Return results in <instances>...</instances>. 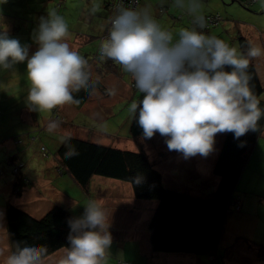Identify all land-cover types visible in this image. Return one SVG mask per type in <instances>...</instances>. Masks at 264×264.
<instances>
[{
    "label": "rangeland",
    "instance_id": "obj_1",
    "mask_svg": "<svg viewBox=\"0 0 264 264\" xmlns=\"http://www.w3.org/2000/svg\"><path fill=\"white\" fill-rule=\"evenodd\" d=\"M102 2L103 0H65L62 6L61 0H48V5L43 0H12L13 7L9 15L17 18L19 28L7 34L9 38L18 39L21 45H27L29 56H31L38 49V45L35 43V33L40 18L45 16L47 10V13L55 11L63 16L69 25V35L66 39L72 42L69 44L70 48L77 51L89 64L93 57L92 53L95 52V46L98 45V38L101 37V35L99 37L97 35L107 23L110 14L103 7ZM139 2L138 11L147 9L161 28L172 31L174 36L183 28H192L191 19L193 17L186 9L176 7L175 0H139ZM200 3V14L203 16L219 14L223 17L225 23L227 21L230 23V20L239 21L235 24V27L231 28H228L229 24H224L223 21L218 26L209 29L210 34H207L222 39L229 46L236 47L239 52L237 37L241 35V29L244 30L246 21L240 19L241 13L236 9L240 5L238 1L232 3L231 0H200ZM58 4L62 6V9L58 7ZM168 6L170 8L167 13L161 14L160 10ZM240 8L251 15L250 12L242 7ZM184 13L185 15L181 16L182 18L179 17ZM6 16H8V13H6ZM3 28L2 32H7L6 27L3 26ZM88 36L91 37L90 42H82V39ZM76 38L78 39L77 42L74 41ZM252 46L261 47L257 42H254ZM263 55L264 49H262L260 57ZM256 59L260 60L257 65H261V67H258V71L264 86V60L260 58L254 60ZM92 62L94 65H103L105 59L101 57L99 62L95 59ZM117 67L119 70L115 74L108 72L106 68H102L106 72L101 77V81L103 86L106 84L108 87L104 86L102 91H95L91 100L83 105L81 110L76 111L78 108L67 104L63 109L61 106L51 112L41 113L29 111L27 107L30 84L27 80L26 61L15 65L12 70L0 69V168L2 170L0 174V195L1 190L7 187L10 188L8 183L11 184L16 178L11 172L13 166L6 163L7 159L15 156L17 163L24 165L22 170H18L31 180H36L38 176H44L46 180H50L49 176L52 180L57 179L54 183L55 187L65 190L68 196L74 198L80 204L79 208L73 209L71 204L60 203L64 208L69 209L75 217L83 215L84 206L89 200L99 201L106 211L109 205L117 204L115 210L120 212L118 217H115L112 212L108 213L111 225L109 231L113 242L109 249L110 258L107 260V264H119V262L150 264L153 261L160 264L159 262L164 260L183 261L186 264H211L210 258L207 256L189 254H158L151 256L147 263L146 257L151 253L148 223L157 205L156 201L136 200L132 196V187L127 182L94 177L90 181L88 192H84L69 176L57 177L55 174L56 164L53 159L56 149L66 136L86 138L91 142L122 150L143 151L148 160L155 164L154 168L158 166L156 165L157 155L161 152H168L165 138L160 136L159 133H156L151 139H144L143 137L130 138L129 126L133 116L130 112V105L133 102L142 100L143 94L132 91L130 88L131 77L119 65ZM88 73L92 77L99 78L94 70L93 72L90 70ZM110 92H114V94H110ZM260 99L264 101V90ZM70 114H76L71 122L67 118ZM53 121H58L59 127L49 130V124ZM74 127L78 129L73 132ZM222 136L223 133L216 135L215 150L217 145L220 144ZM42 147L46 149L47 156L41 154ZM261 155H264V135L253 147L249 160L237 182L236 188L238 191L235 189V198H239L240 208L246 213V216L243 218L239 211L234 210L228 214L224 225L225 232L218 246L219 264H264L256 259V254L252 249V245L264 246V167L263 159L260 158ZM176 156L175 154L172 156V151H170L161 157L159 162V165H162L161 169L165 170L169 167L167 171L171 172V168L174 167V165L171 166V162L173 161V164H175L174 158ZM196 158L199 159L202 170L201 175L205 176V184H202V179H200V182L191 179L190 181L180 180L177 182L179 185L172 186L169 185L171 183L165 177L162 182L163 186L177 192H186L194 197H210L213 185L207 178L210 177V180L216 179L210 172V168H212L210 165L211 154L206 158L201 156H196ZM48 165H51V167L49 168ZM41 168L43 172L39 173ZM192 178H194V172ZM130 189L131 194H129ZM8 190V199L12 198L17 207L30 208L27 205L21 206L19 196L15 194L12 196L10 189ZM23 195L25 198H31L29 192ZM2 197L5 198L4 195ZM2 197L0 198L2 199ZM32 199L34 200V197ZM39 201H33L39 206V212L33 215L35 218L43 216V213H41L43 212L42 208L47 205L46 202L42 204ZM4 208L0 201V264H5L6 257L10 255L5 241ZM63 254L64 252L61 251L51 254L44 259V264H59L64 256Z\"/></svg>",
    "mask_w": 264,
    "mask_h": 264
},
{
    "label": "clouds",
    "instance_id": "obj_2",
    "mask_svg": "<svg viewBox=\"0 0 264 264\" xmlns=\"http://www.w3.org/2000/svg\"><path fill=\"white\" fill-rule=\"evenodd\" d=\"M175 6L188 11L194 27L183 28L174 36L147 10L119 8L99 52L119 65L143 94L142 100L130 105V112L134 118L138 115L144 139L159 133L169 151L185 159L206 158L215 150L217 134L233 133L239 140L250 131L261 130L264 109L253 91L248 68L251 59L262 55V49L249 45L241 53L222 39L197 30L206 27L200 0H175ZM68 35V23L55 11L40 18L35 33L38 49L31 56L27 45L0 32V69L12 70L27 63L29 111L51 112L67 104L79 105L73 93L94 87L86 71L88 61L70 48ZM58 127V121L49 124V130ZM78 154L69 145L65 157ZM131 182L139 184L141 178ZM68 225L69 247L63 248L59 264H107L113 238L102 204L89 200L83 215L70 219ZM15 247L5 264H44L48 254L45 245L22 247L17 243Z\"/></svg>",
    "mask_w": 264,
    "mask_h": 264
},
{
    "label": "trees",
    "instance_id": "obj_3",
    "mask_svg": "<svg viewBox=\"0 0 264 264\" xmlns=\"http://www.w3.org/2000/svg\"><path fill=\"white\" fill-rule=\"evenodd\" d=\"M103 5L106 8V0ZM167 8H162L161 14L167 13ZM108 11L110 13L108 24L103 33L100 34L101 36L108 31V26L116 15L114 12ZM223 21L222 17L221 22ZM208 30H205L204 33ZM237 41L241 53H245L251 45L249 40L243 36H238ZM99 45L98 38L95 52ZM89 63H93L92 58ZM103 67L113 74L119 70L117 64L107 58H105ZM103 67H97L99 78L89 75L91 81L94 82L93 88L73 93L74 98L78 99L80 103L79 105L70 104L71 106L80 108L88 101L94 90L102 91L104 89L101 77L106 71H103ZM248 72L252 76L253 91L260 99L264 87L259 80L253 59L250 61ZM130 88L134 93L139 92L134 83L130 84ZM259 106L264 109L262 99H260ZM137 120L138 115L137 118L132 116L129 126V136L132 139L143 137V130L139 127ZM259 125L260 131H250L239 140L234 138L233 133H224L212 168V174L216 177L217 184L214 192L208 198L194 197L186 192L181 193L165 188L162 184L161 173L153 167L154 164L148 160L143 151L134 152L117 149L74 136L64 137L56 149L54 157L55 174L57 177L69 176L84 192H88L90 181L94 177L129 183L136 200L157 202L148 223L151 254L207 256L210 258L211 264H219L218 246L224 234L225 221L228 214L233 210H240L239 198L234 197L236 185L253 147L264 135V117L259 121ZM241 143L244 144V147H239ZM69 145L74 146L79 153L71 159L65 157ZM41 151L43 156H47L44 147L41 148ZM12 158L7 159L6 163L13 166L11 172L16 176L13 194L19 196L23 188L29 186L31 179L18 170H22L24 165L18 164L16 157ZM136 177L141 178L139 184L131 182ZM73 218L77 217L62 205H55L42 217L35 218L20 207L6 204L4 220L9 254L16 250L15 245L17 243H20L22 247L47 246L48 254L44 259L58 250L69 247L67 240L70 233L68 221ZM249 246L251 247V245ZM252 249L256 254V259L264 263V246L256 244L252 245Z\"/></svg>",
    "mask_w": 264,
    "mask_h": 264
},
{
    "label": "crops",
    "instance_id": "obj_4",
    "mask_svg": "<svg viewBox=\"0 0 264 264\" xmlns=\"http://www.w3.org/2000/svg\"><path fill=\"white\" fill-rule=\"evenodd\" d=\"M11 1L12 0H0V20H1V22H0V32L3 31V29H4L3 26L6 27L7 33H12L15 29L19 28L17 26V24H18L17 18L14 17V16H12V15H9L11 13L12 7H13V3H11ZM43 1L44 2L46 1L47 2L46 4L48 5V0H43ZM64 1L65 0H61L62 6H63V2ZM104 1L105 0H103L102 4L104 3ZM236 1H238V3L240 4L236 8V9H238L240 11L239 13H241L240 19H244L246 21L245 22L246 24H245L244 30L241 29V32H240L241 35H238V36L245 37L252 44L254 42H257V44L260 45L262 47V49H264V0H231L232 3H235ZM5 2L7 3V6H6V3ZM139 5H140V2H139ZM62 6L60 4H58V7L60 9H62ZM103 7H104V5H103ZM240 7H242L244 10L250 12L251 15H249L248 13L244 12L243 10H241ZM169 8L170 7L168 6L167 9L169 10ZM5 9H6V11H5ZM47 11H45V16L44 17L47 16V14H48ZM141 11H144V10H141ZM6 13H8V16H6ZM184 15H185V13L182 15V17ZM204 16H206V15H204ZM191 21H193V19H191ZM223 23L224 24H227V25L229 24V27L228 28H231L233 26L235 27V24L239 23V21L230 20V23L228 21H227V23H225V20H224ZM241 23H244V22H241ZM107 24H108V21L103 26L102 30L97 35V37L100 34L103 33V31L106 28ZM192 27H194L193 24H192ZM209 32H210V30L208 32H206L205 34H208ZM211 34H212V32H211ZM79 37H81V36H79ZM90 39H91V37L89 38V36L87 38L84 37L82 39V42L88 43V42H90ZM77 40L78 39L76 38L74 41L77 42ZM66 42L68 44L72 43L71 41H69L67 39H66ZM252 44H251V46H252ZM95 49H96V46H95ZM257 58H260V59H263L264 60V55L262 57H257ZM253 61H254V64L256 66V70H257V74H258L259 80L261 82L260 74H259V71H258V67H261V65H257L258 61H260V60L259 59H256V60L253 59ZM100 63H102V62H100ZM92 64L93 63H89L88 64V66L86 68L87 73L90 70L92 72L94 70L96 72V74H98L97 67H103V65H104V64L103 65H101V64H95V65L93 64L92 65ZM131 83H134V81L132 80ZM261 84H262V82H261ZM104 86L105 87H108L106 84ZM262 86H263V84H262ZM95 91H97V90H94L92 92V94H91L90 98L88 99V101L91 100V97L93 96V93ZM87 102H85L83 105H85ZM96 103H97V101H96ZM64 106H62V109L64 108ZM82 106L80 108H78L76 111L81 110L82 109ZM75 116H76V114H70L69 116H67V118L71 122V120H74ZM89 116H90V114H89ZM67 127H69V126H67ZM77 129H78L77 127H74L72 131L74 132ZM87 133H89V132H87ZM223 135H224V133H223ZM222 140H223V136H222V139H221L220 144L217 145L216 150L211 153L210 165H211L212 168H213L214 162L216 160L217 154L219 152V149H220ZM169 152L170 151L168 150V152H164V153L161 152L162 154L159 153L157 155L158 161L156 162V165H158V166H155V168H157V170L161 173L162 182L165 180V177H166L167 178V181L169 183H171L169 185H172V186L179 185V184H177V182L180 181V180H183V181L189 180L190 181L191 179H194L197 182H200V179H202V184H205V182H204L205 176L204 175H201L202 170H201V167H200V164H199V159L196 158V157H192V158L185 159L182 156V154L177 153L175 151H172V156H173V154L177 155L174 158L175 164H173V161L171 162V166L174 165V167L171 168L172 171L171 172L167 171V169L169 170V167L165 168V170H162L161 169L162 165L161 166L159 165V162L161 161L160 159H161V157H163L164 155L168 154ZM197 156L200 157L199 155H197ZM11 158L12 157H10L9 159H11ZM14 158H15V156H13L12 159H14ZM260 158L263 159V167H264V155H261ZM15 159H17V158H15ZM53 162L55 163V160L54 159H53ZM48 167L50 168L51 165H48ZM212 168H210L211 174H212ZM42 172L43 171H42V168H41L39 170V173H42ZM47 172L49 173V171H47ZM193 172H194V178H192ZM49 179L50 180H46L44 176H38L36 180L29 181V186L23 188V190L21 191V194L19 195V199H21L20 204H21V206L22 205L30 206L29 209L24 208L25 211H27L32 216L33 215H36V213L39 212V206H37V204L35 202H33V201H37V200H40L42 202V204H44L45 202L47 203L46 207L45 208H42V211H43V212H41V213H43L42 215H44L45 213H47V211L50 210L53 206L60 205V203H63V202H65L67 205L71 204L72 207H73V209L80 207V204L74 198L68 196V194H67V192L65 190H62L61 188L60 189H57L55 187L54 183H55V181L57 179L56 180H52L50 176H49ZM207 179L209 181H211V183L213 185L212 192H211V194H212L214 192L215 186L217 184V179L210 180V177H208ZM14 183H15V180L11 184L8 183V186H10V188L7 187L4 190H1L0 197H2L3 195L5 196V198L2 197L3 200L0 198V201L3 204V208H4V206H6V204L15 205L13 203V199L12 198L8 199V194H9V190L8 189H10V194H12V196L14 195L13 194V186H14ZM236 191H238L237 188H236ZM26 192H29V195L31 196V198H29V197H26V198L23 197L24 196L23 194H25ZM129 194H131V189H130V193ZM132 196H133V191H132ZM32 197H34V200L32 199ZM234 197H235V193H234ZM6 199H8V200H6ZM33 204H36V205L34 206ZM116 206H117V204H111V205H109L108 206V209H107V213H109V212L111 213L112 212L115 217H118V215L120 214V212L115 210V207ZM239 213H240V215L243 218H244V216H246V213L241 208L239 210ZM6 238H7V236L5 237V241H6L7 245H8V241L6 240ZM58 251L63 252V249L58 250ZM149 254L150 255L148 257H146V262L147 263H148L147 260L150 259L151 256L158 255V254H151V253H149ZM173 255H185V254H173ZM159 263L160 264H186V262H183V261L182 262H180V261L177 262V260H171V261L164 260L163 262H159ZM150 264H156V263L153 261Z\"/></svg>",
    "mask_w": 264,
    "mask_h": 264
},
{
    "label": "built area",
    "instance_id": "obj_5",
    "mask_svg": "<svg viewBox=\"0 0 264 264\" xmlns=\"http://www.w3.org/2000/svg\"><path fill=\"white\" fill-rule=\"evenodd\" d=\"M138 7H139V0H106V8L108 10H110L111 12H114L115 14H117L119 8H131V9L137 10ZM181 16L182 15H180L179 17H181ZM204 18H205V22H206V27L202 30L197 29V30L203 31V32L205 30H208V29L218 25L222 21V17L219 14L206 15V16H204ZM192 24H193V21H192ZM110 27H111V22L109 24L108 31L99 38L100 45L98 46V49L95 52V54H93L92 60L95 59V60L99 61L101 59L100 52H99L100 46H101L102 42L105 39H107ZM14 172L16 173V170ZM119 264H126V263L119 262Z\"/></svg>",
    "mask_w": 264,
    "mask_h": 264
}]
</instances>
